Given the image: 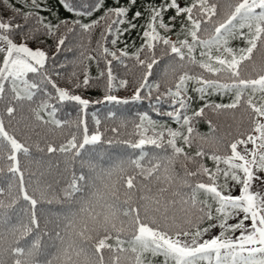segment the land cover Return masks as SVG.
Instances as JSON below:
<instances>
[{"label":"snow or ice","instance_id":"1","mask_svg":"<svg viewBox=\"0 0 264 264\" xmlns=\"http://www.w3.org/2000/svg\"><path fill=\"white\" fill-rule=\"evenodd\" d=\"M0 264H264V0H0Z\"/></svg>","mask_w":264,"mask_h":264},{"label":"trees","instance_id":"2","mask_svg":"<svg viewBox=\"0 0 264 264\" xmlns=\"http://www.w3.org/2000/svg\"><path fill=\"white\" fill-rule=\"evenodd\" d=\"M12 2L16 3V0H12ZM116 2H117V0H107V3H109V4L116 3ZM120 2H124V0H120ZM20 3H23V0H20ZM50 3H51V5L53 7H56L57 0H50ZM17 6H19V5H17ZM65 14H67V13H65ZM132 35H136V33L133 31ZM95 73H96V69H95V66H93L92 74L95 75ZM98 93H99V89L93 88V89L89 90L86 94L89 95V96H92V97H96L98 95ZM104 108H105V105H103V104L92 105V106H89L88 112L91 113L93 110H95L98 113L104 114ZM69 115H71L72 117L75 116V111L70 106L65 108L60 113V118H65L66 119V118H68ZM201 130H206V125L202 124L201 125Z\"/></svg>","mask_w":264,"mask_h":264}]
</instances>
